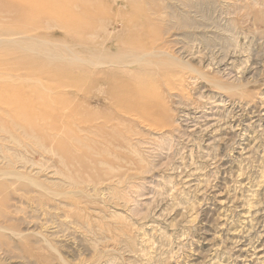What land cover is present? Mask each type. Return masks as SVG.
Instances as JSON below:
<instances>
[{"label": "rangeland", "instance_id": "rangeland-1", "mask_svg": "<svg viewBox=\"0 0 264 264\" xmlns=\"http://www.w3.org/2000/svg\"><path fill=\"white\" fill-rule=\"evenodd\" d=\"M226 2L232 6L224 8L227 11L222 16L223 23L235 19L242 28L237 47L204 48L198 33H191V42L187 43L186 30L164 36L167 52L206 79L188 74L181 87L161 97L169 117L167 127H160L157 120L156 127L162 130L151 129L150 122L138 123L136 116L123 118L106 155L110 163L129 171V178L116 185L124 192L123 201L111 198L110 205H104L100 198H89L90 191L85 188L81 195H73V202L61 200L66 203L61 209L68 212L72 205L73 215L94 226L102 225V233L110 228V238H114L110 240V253H103L101 246L93 250L92 235L69 218L65 220L60 216L62 211L48 219L49 198L40 189L54 185V191L60 190L56 185L58 177L52 173L55 169L66 171L63 165L78 171L82 179L97 178L93 163L101 147L79 151L53 147L59 155L51 162L49 157L39 155L33 144L21 139L29 145H6L24 155V160L7 165L0 155V198L13 196L6 208L13 220L6 225L9 230L0 233V264H264V25L254 22L264 19V0ZM60 10L64 16L56 15ZM125 12L123 5L112 6L110 0H0V28L11 33L15 30L12 34L23 31L27 33L25 37L49 36L48 40L59 44L77 45L75 50L83 54L79 48L82 45L110 47V33L126 36L119 16ZM62 17L68 21L66 28L56 23ZM145 28L143 33L152 32L155 25ZM125 44L123 40L118 43L120 48ZM0 52V74L4 73V77L11 72L23 75L32 68L33 73L37 70L33 74L37 82L0 83L3 94L9 89L24 88L25 93L37 89L36 97H45L51 95L44 92L45 87L72 84L73 79L68 81L69 75L63 70L56 74L48 69L43 72L42 65L21 59L17 52ZM19 63L22 69L25 66L22 71ZM109 71L98 75V85L84 90L79 98L93 101L89 108L106 111L107 117L116 113L103 107L102 99L110 97L113 86L119 83L110 82ZM215 83L225 90L216 88ZM124 88L120 82L116 100L125 101ZM27 98L16 103L26 104ZM32 118L20 115L14 122L24 125ZM0 126L13 128L5 120H0ZM34 132L40 142L48 136L46 127ZM127 142L136 146L138 157L129 155ZM15 172L28 178L32 186L8 176ZM52 200L55 205L58 199ZM10 230L20 237L9 234ZM128 238L130 248L126 245Z\"/></svg>", "mask_w": 264, "mask_h": 264}, {"label": "bare ground", "instance_id": "bare-ground-1", "mask_svg": "<svg viewBox=\"0 0 264 264\" xmlns=\"http://www.w3.org/2000/svg\"><path fill=\"white\" fill-rule=\"evenodd\" d=\"M256 1L254 0L255 3ZM110 3L112 6L123 5L126 9L125 13L119 15L121 26L126 29V36L125 34L122 37L118 34L110 33V47H108L110 49L106 48L105 44H102L100 48L97 46L87 48L82 45L79 46L82 49L81 51H84L82 54L80 51L77 52L75 50L74 47L77 45L74 43L75 46L68 45L69 43L59 44L48 40L49 36L47 38H42L39 35L38 37L32 35L25 37L24 34L27 35V33H23V31L12 34L15 30L10 28L9 30H12L11 33L7 29L0 28V51L17 52L21 59H30V62L34 65H42L43 72L44 69H48L52 70L54 74L63 70L65 72L63 74L66 75L67 73L69 75L68 81L73 79L72 84H69L70 86H67L68 84H53L45 87L46 89L43 88L44 92L48 91L53 95L51 96L49 93L47 95L49 97H36L39 93L37 89V92L27 91L28 94L23 91L24 88L22 91L21 88L20 91L19 89H9L7 93H4L5 95L0 91V120H5L10 123V126H13V128L0 126L1 159L7 165H12L14 162H18V160H24V155H21L14 148H9L6 142L7 144H13L15 148H25L26 145L33 144L37 148V153L41 156L45 155L49 157L51 162L53 157L58 154L53 150V147L61 151L66 148L79 151L81 149H96L100 146L101 148L95 152L96 159L93 163L98 173L97 178L82 179L78 171H72L69 165H63L66 171L55 169L52 173L58 177L56 185L60 190L54 191L52 189L54 185H49L47 188L38 187L43 189V191L45 190L44 192L49 198L48 201L50 203L48 205L47 218L53 219L54 216H57L56 212L62 211L63 215L60 216L65 217V220L69 218L72 222L80 225L85 233L92 235L91 243L93 245H91V248L98 250V247L101 246L105 249L103 253H110V240H114L113 237L110 238V228L107 233H102L104 231L102 225L94 226L88 220L73 215L74 208L72 205L69 206L68 212L63 210V208L61 209V207L66 206V203L63 202L66 201L64 199H71L75 194L81 195L84 192V188L90 191L88 193L89 198H100L104 205L108 203L110 205L111 198L123 201L124 192L116 189V185L124 183L129 178V171L127 173L126 171H122L119 165L112 164L106 159V155L110 153L112 138L115 136L117 130H120L123 118L136 116L138 123L144 124L150 122L149 127L156 131L160 127H167L169 126V117L167 110L161 103V97L181 87L184 82V76L188 74L191 76L198 74L202 79H206L188 63L178 60L167 52L164 36L171 31L186 30L184 40L187 43L191 42V33H198L202 35L203 40L200 43L204 48L207 46L216 49L220 46L221 50H227L237 47L238 36L243 35L242 28L235 19L229 24L223 23L225 21H223L222 16L227 11L224 8L232 6L226 0H110ZM57 12L56 15H63V10ZM47 14L49 13L47 12ZM66 15L71 17V14ZM254 22L264 25V19L254 20ZM254 22L251 23L254 25ZM56 23L64 25L65 28L68 26V21H64V17L57 19ZM151 25H155V29L152 32L143 33L144 28ZM68 34L70 35L69 32ZM42 35L44 36V34ZM15 36H19L20 38ZM62 37L64 36L62 35ZM121 40L126 43V46L123 48H120V45H118ZM226 54H223L222 57L225 58ZM19 64L22 71L25 66L22 69V64ZM108 70H110V82L119 81V83L113 86L110 97L102 99L103 107L110 109V112L116 113V116L110 117L106 116V111H92L89 106L93 101L85 102L79 99L80 94L84 90L93 89V86L98 85L96 82L97 76L107 73ZM39 71L42 72L41 70ZM183 71H185L184 74ZM31 72H28V74L24 73L23 75L11 72L8 77H4L5 75H2L4 74L2 73L0 74V83L6 84L7 81L16 80L32 82L35 80L33 74H37V70L35 73L32 72L30 74ZM35 81L37 82V80ZM120 82L125 86L122 91L127 95L125 101H118L119 98L118 100L115 98V94L120 92L117 89ZM10 85L12 84L10 83ZM13 86L17 85L14 84ZM215 86L219 90H225L220 84L215 83ZM20 87H22L21 84ZM26 88L28 89L27 85ZM26 96H28L26 104L16 103L21 98H26ZM96 99L100 101L99 98ZM20 115H31L33 118L24 125H16L14 121ZM157 120L160 127H156ZM39 127H46L47 130L48 136L42 142L39 141L41 138L34 134V130ZM21 139H26L29 144L22 143ZM127 147L130 152L129 155L135 158L138 157L139 154L135 150L136 146L134 148L132 143H129ZM134 163L136 166L137 162L135 161ZM8 176L17 181H28L27 183L31 185L29 180H27L28 178L25 177V179L19 173H11ZM33 186L35 187V185ZM11 190H13L11 192H15V189ZM51 198L58 199L55 205ZM11 199L0 198V233L9 230L6 228V225L11 219L13 220L10 216L12 213L6 210V208L9 209L8 204ZM63 223L61 222L60 224L62 225ZM9 234L19 237L21 235L14 231L9 232ZM127 241L126 245L130 248L132 245L131 239L128 238ZM1 248L3 247L1 246ZM108 258L110 259V255Z\"/></svg>", "mask_w": 264, "mask_h": 264}]
</instances>
